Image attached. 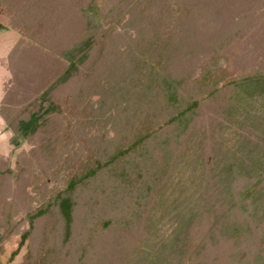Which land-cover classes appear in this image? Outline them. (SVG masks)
Wrapping results in <instances>:
<instances>
[{
    "label": "trees",
    "instance_id": "trees-1",
    "mask_svg": "<svg viewBox=\"0 0 264 264\" xmlns=\"http://www.w3.org/2000/svg\"><path fill=\"white\" fill-rule=\"evenodd\" d=\"M0 6L22 34L0 116L30 145L0 154V254L18 234V264H264V0ZM238 112L251 138L228 160ZM192 150L204 184L151 242Z\"/></svg>",
    "mask_w": 264,
    "mask_h": 264
},
{
    "label": "rangeland",
    "instance_id": "rangeland-1",
    "mask_svg": "<svg viewBox=\"0 0 264 264\" xmlns=\"http://www.w3.org/2000/svg\"><path fill=\"white\" fill-rule=\"evenodd\" d=\"M21 37L22 34L10 25L9 15L0 6V100L3 98L5 86L11 78V72L7 67V55ZM241 115L238 112L232 121H225L218 134V152L222 156L225 155L228 160L242 157L244 151L239 149V145L251 138L249 126L253 123L252 118L248 116L246 119ZM244 119L246 122L242 121ZM29 148L30 145L26 139L23 136L14 135L0 116V154L8 156L13 165L16 154L22 149ZM202 181V167L192 150L187 162L180 166L161 194L152 218L154 224L151 242L170 241L175 228L180 225L183 217L191 208L194 201L193 195L198 187L204 184ZM18 241V234H13L6 239L0 254L1 264H18L22 260L23 254L26 252L24 247L14 259H11L12 252L18 246Z\"/></svg>",
    "mask_w": 264,
    "mask_h": 264
}]
</instances>
